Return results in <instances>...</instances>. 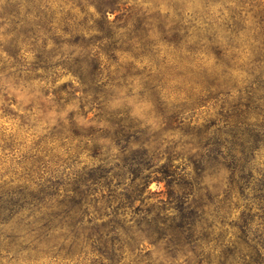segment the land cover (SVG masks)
Masks as SVG:
<instances>
[{
  "label": "trees",
  "instance_id": "trees-1",
  "mask_svg": "<svg viewBox=\"0 0 264 264\" xmlns=\"http://www.w3.org/2000/svg\"><path fill=\"white\" fill-rule=\"evenodd\" d=\"M0 115V264H264V0H0Z\"/></svg>",
  "mask_w": 264,
  "mask_h": 264
},
{
  "label": "rangeland",
  "instance_id": "rangeland-1",
  "mask_svg": "<svg viewBox=\"0 0 264 264\" xmlns=\"http://www.w3.org/2000/svg\"><path fill=\"white\" fill-rule=\"evenodd\" d=\"M113 18V17H111ZM70 81L69 77H64L59 83H65ZM16 101L17 105H14L13 108H25L30 104V97L27 95L26 92H16ZM131 106L133 108L134 115L138 118V120L144 122V124L151 125L153 131L157 130V121L149 114L152 106L149 104H140L137 102L132 101ZM201 110L196 114L195 118L203 117ZM92 117V115H90ZM156 133L152 131L147 132L145 134V139H150ZM10 143L13 145V150H3L1 149L2 140H9ZM31 146V137H28L25 133L19 130V122L11 117H1L0 115V169L1 168H17V161L21 159L22 156L26 155L28 152V147ZM89 154H85L81 157L82 161L87 163L90 162V158L88 157ZM152 191H157L163 189L162 185L157 183H152L150 186Z\"/></svg>",
  "mask_w": 264,
  "mask_h": 264
}]
</instances>
